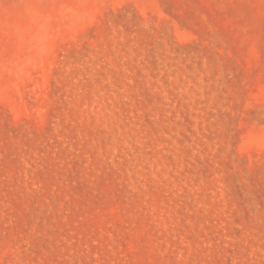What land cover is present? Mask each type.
<instances>
[{
    "label": "rangeland",
    "instance_id": "374dc122",
    "mask_svg": "<svg viewBox=\"0 0 264 264\" xmlns=\"http://www.w3.org/2000/svg\"><path fill=\"white\" fill-rule=\"evenodd\" d=\"M0 264H264V0H0Z\"/></svg>",
    "mask_w": 264,
    "mask_h": 264
}]
</instances>
